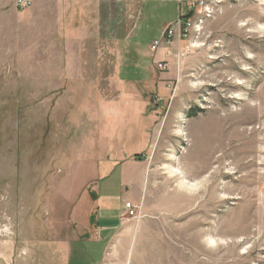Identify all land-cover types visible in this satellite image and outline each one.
I'll use <instances>...</instances> for the list:
<instances>
[{
    "label": "rangeland",
    "instance_id": "rangeland-1",
    "mask_svg": "<svg viewBox=\"0 0 264 264\" xmlns=\"http://www.w3.org/2000/svg\"><path fill=\"white\" fill-rule=\"evenodd\" d=\"M174 1L0 0V264H264V0Z\"/></svg>",
    "mask_w": 264,
    "mask_h": 264
},
{
    "label": "crops",
    "instance_id": "crops-1",
    "mask_svg": "<svg viewBox=\"0 0 264 264\" xmlns=\"http://www.w3.org/2000/svg\"><path fill=\"white\" fill-rule=\"evenodd\" d=\"M101 1L106 3V4L103 3L104 5H106L105 7H108L111 5L112 8L115 9L114 10L115 11L114 21L121 23L118 18H121V16H123V14H122L123 6H124V4H126L125 1H129V0H100V3H102ZM118 7H119V11H120L119 15L117 13ZM99 10H100V8H99ZM89 12L92 13V15H93L92 8H90ZM178 16H179V14H178ZM127 165L128 164H125L124 166L119 167V169H120L119 178H120V180H122L120 182H122L123 184H124V181L127 182L126 181L127 180L126 176H128L127 175V169H126ZM116 167H117V165H116ZM106 175L107 174H105L104 176H106ZM130 176H131V174H130ZM137 178H136V176H135L134 180L132 178V180L135 184H137V182L139 183V180ZM98 201L100 203V206L98 205L100 210H99V214H97L98 216H96V218H95L96 223L98 225L97 229H99L97 232H99L101 236L105 237L106 234H108V235L112 234V232H111L112 229H114V228L117 229V227H118L117 226L118 225L117 224L118 214L109 213V210L111 209V206H112L111 200L109 199V197L98 199ZM96 262H98V260H95V263ZM100 262H102V264H105L106 260L102 259V261H100Z\"/></svg>",
    "mask_w": 264,
    "mask_h": 264
},
{
    "label": "built area",
    "instance_id": "built-area-1",
    "mask_svg": "<svg viewBox=\"0 0 264 264\" xmlns=\"http://www.w3.org/2000/svg\"><path fill=\"white\" fill-rule=\"evenodd\" d=\"M181 2L182 1H178V3H181ZM203 2H205V0H196V1L191 2L188 6L190 7L188 9V13L192 15L193 11H196L198 15L197 18H203V21H204V19H208L210 15H212L214 12H216L220 8V5H222L224 0H215L216 9L214 11H207V9H203ZM19 4L24 7L27 5V0H19ZM188 19H189V16L187 14L179 15V17L174 23L167 26V28L161 35L162 37L160 41L168 42L169 40L173 39L176 35V39H178L180 43L186 42L188 44L189 30L192 29V22H189ZM198 33H200V30H198ZM160 41L153 43L154 44L152 46L153 51L156 49ZM186 47L190 48L193 46H186ZM184 48L185 46L181 47V49H184Z\"/></svg>",
    "mask_w": 264,
    "mask_h": 264
},
{
    "label": "bare ground",
    "instance_id": "bare-ground-1",
    "mask_svg": "<svg viewBox=\"0 0 264 264\" xmlns=\"http://www.w3.org/2000/svg\"><path fill=\"white\" fill-rule=\"evenodd\" d=\"M203 9H207V11H214L216 9L215 0H205V2H203ZM196 19L198 20V23L192 22V29L189 30V35L191 34V32L198 34V30H200V26L203 23V18H196ZM183 183L189 185L187 181H184Z\"/></svg>",
    "mask_w": 264,
    "mask_h": 264
}]
</instances>
